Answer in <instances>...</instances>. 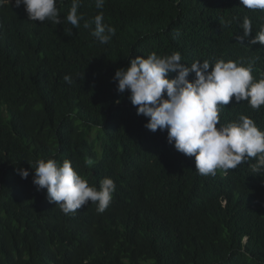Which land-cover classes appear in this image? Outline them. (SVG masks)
Returning a JSON list of instances; mask_svg holds the SVG:
<instances>
[{
  "label": "trees",
  "instance_id": "1",
  "mask_svg": "<svg viewBox=\"0 0 264 264\" xmlns=\"http://www.w3.org/2000/svg\"><path fill=\"white\" fill-rule=\"evenodd\" d=\"M70 7L71 0L58 3L57 25L29 21L23 5L1 9L7 26L0 37V264H264L260 198L255 209L238 198L247 190L236 175L193 186L194 157L176 151L166 130L146 129L147 118L112 79L130 58L151 52H179L187 65L223 59L246 66V55L261 62L264 51L250 40L264 16L240 0H105L103 9L82 0L78 13L85 20L102 11L104 23L115 28L102 45L84 21L78 28L67 22ZM244 17L252 21L248 37L239 27ZM252 75L258 80L264 70L253 68ZM240 115L260 122L264 106L253 110L233 97L221 107L225 121ZM40 158L71 161L97 188L111 178L116 187L107 209L97 213L89 202L64 214L49 203L47 190L32 182L30 165ZM85 158L94 163L86 166ZM212 192L217 199L205 203L209 212L187 231L168 216L180 201L187 199L188 210L197 195ZM224 192L233 193L219 211Z\"/></svg>",
  "mask_w": 264,
  "mask_h": 264
},
{
  "label": "clouds",
  "instance_id": "2",
  "mask_svg": "<svg viewBox=\"0 0 264 264\" xmlns=\"http://www.w3.org/2000/svg\"><path fill=\"white\" fill-rule=\"evenodd\" d=\"M62 2L0 0V13L2 7L14 3L16 7L23 5L29 21L43 23L47 20L57 25L62 23L58 8V3ZM94 2L97 9H103L105 0ZM240 2L246 9L257 10L264 16V0ZM81 3L82 0H71L67 22L73 28H78L80 22L84 21L83 27L90 30L96 41L102 45L108 44L115 35V28L104 23L102 11L91 21L85 20L84 14L78 13ZM6 22L0 16V37L7 26L4 24ZM239 27L244 37L252 33V21L248 17L242 19ZM250 43H259L258 46L264 51V26ZM244 60L249 64L245 66L234 60L217 59L213 62L205 59L187 65L182 63L179 52L167 56L151 52L147 57L130 58L128 66L117 69L112 79L119 93L127 90L130 103L136 107V114L147 118L146 129L152 132L166 130V140L176 151L194 157L193 186L210 185L218 178L236 175L247 190L236 193L237 197L248 200L247 206L253 209L257 207L259 197L262 201L261 211L264 209V116L260 122L252 116L240 115L235 121H225L220 117L221 107L228 105L233 97L237 103L246 101L253 110L264 106V76L254 80L252 75L253 68L264 70V60L251 61L247 55ZM170 73H175V77L170 79ZM190 74H194L192 80L188 79ZM64 80L68 84L73 83L69 75H65ZM84 163L91 166L94 161L85 158ZM30 167L34 171L33 184L38 189H46L49 203L58 205L64 214H75L89 202L96 204L97 213H103L112 201L116 186L111 178L104 177L99 188L90 186L67 159L58 162L53 158H40ZM18 174L23 179L28 177L29 172L19 169ZM246 176L255 181L259 188L249 179L241 180ZM232 193L220 195L219 211L226 208ZM211 199H217L215 192L197 195L188 210L183 207L187 199L182 200L168 216L179 219L187 231L194 227L195 222L199 224L202 215L209 212L205 203ZM110 211L115 216L116 208L111 207Z\"/></svg>",
  "mask_w": 264,
  "mask_h": 264
}]
</instances>
